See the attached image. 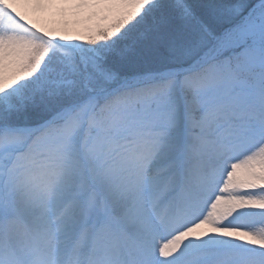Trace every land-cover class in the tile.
I'll return each mask as SVG.
<instances>
[{
	"label": "snow or ice",
	"instance_id": "1",
	"mask_svg": "<svg viewBox=\"0 0 264 264\" xmlns=\"http://www.w3.org/2000/svg\"><path fill=\"white\" fill-rule=\"evenodd\" d=\"M0 264H264V0H0Z\"/></svg>",
	"mask_w": 264,
	"mask_h": 264
},
{
	"label": "bare ground",
	"instance_id": "2",
	"mask_svg": "<svg viewBox=\"0 0 264 264\" xmlns=\"http://www.w3.org/2000/svg\"><path fill=\"white\" fill-rule=\"evenodd\" d=\"M5 2H9V0H5Z\"/></svg>",
	"mask_w": 264,
	"mask_h": 264
}]
</instances>
